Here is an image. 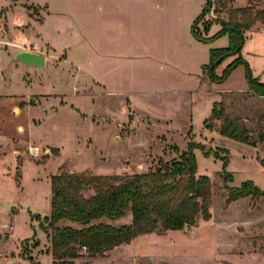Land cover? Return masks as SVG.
Returning a JSON list of instances; mask_svg holds the SVG:
<instances>
[{"label":"rangeland","instance_id":"rangeland-1","mask_svg":"<svg viewBox=\"0 0 264 264\" xmlns=\"http://www.w3.org/2000/svg\"><path fill=\"white\" fill-rule=\"evenodd\" d=\"M205 3L0 0V264H51L40 221L50 214L52 175L147 172L190 143L197 174L211 180L209 218L138 236L103 256L82 252L75 263L264 264V195L226 201L227 188L245 181L264 191V139L257 137L264 96L249 90L247 76L249 69L264 83V26L244 34L247 67L217 80L205 66L210 49L229 45L228 34L214 36L220 25L212 21L226 16L211 0L193 27ZM16 43L55 55L41 67L27 65L16 58ZM18 101L19 114L11 109ZM214 102L245 124L255 144L204 126ZM129 214L111 223L128 224Z\"/></svg>","mask_w":264,"mask_h":264},{"label":"trees","instance_id":"trees-1","mask_svg":"<svg viewBox=\"0 0 264 264\" xmlns=\"http://www.w3.org/2000/svg\"><path fill=\"white\" fill-rule=\"evenodd\" d=\"M224 18L212 21L220 25L214 36L228 34L229 45L209 51V63L205 68L217 80L224 79L237 65L247 62L241 56L244 34L255 23L264 24V8L251 2L243 7H226V0H218ZM211 0L195 19L193 27L202 22L210 10ZM225 8V10H224ZM219 13L218 9H213ZM207 23L204 30H207ZM195 33V32H194ZM201 40L207 38L195 33ZM236 57L226 66L222 75L214 74L216 66L226 57ZM249 90L264 96V83L253 77L247 69ZM204 126L236 141L255 144L245 124L236 117L228 116L220 103L214 102ZM263 140V133H258ZM195 144H188L178 158L159 161L151 171L132 174L95 175L60 171L50 178V214L40 221L46 235L51 264H76L75 258L82 252L90 257L103 256L106 251L129 244L134 238L152 232L181 230L193 224L198 215L208 219L212 197L211 180L197 174L192 152ZM218 155L217 152H215ZM226 162L227 157L221 156ZM224 182L229 174L224 175ZM224 187L227 188L226 184ZM88 189L89 195L83 192ZM228 203L246 196L264 195L250 181L240 187L227 188ZM130 214L128 224L114 225L111 221ZM66 222V223H64ZM83 247L85 250L83 251Z\"/></svg>","mask_w":264,"mask_h":264},{"label":"crops","instance_id":"crops-1","mask_svg":"<svg viewBox=\"0 0 264 264\" xmlns=\"http://www.w3.org/2000/svg\"><path fill=\"white\" fill-rule=\"evenodd\" d=\"M234 1H235V5L232 4L233 7H243V6H246L247 4H249V2H250V0H246V3L244 5H240L239 2H238V0H234ZM261 1H259V3H260L259 5L258 4H255L257 8H263L261 6ZM263 26H264V24H261V23L257 22V23H255V25L249 31H251L253 34L258 33L262 29ZM249 31H247V32H249ZM16 45H18V46L21 47L20 51H22V50H24V51H30V52L38 53V54L42 55L44 57V63H45L46 57H48V56H51L52 57V56L55 55V54H51V52L48 53V52L43 51V49L40 48V47L26 46V45L23 46V44H21V43H16ZM18 104H19V101L17 103L13 104V106L11 108L12 111H15V109H17L18 110V113L17 114H19L21 112L20 106ZM214 129H215V131H217L216 128H214ZM0 234H1V237H0V241H1V238H2L3 233L0 231ZM115 248H118V246L115 247ZM46 249L44 250L45 252H47Z\"/></svg>","mask_w":264,"mask_h":264},{"label":"water","instance_id":"water-1","mask_svg":"<svg viewBox=\"0 0 264 264\" xmlns=\"http://www.w3.org/2000/svg\"><path fill=\"white\" fill-rule=\"evenodd\" d=\"M16 58L18 59V61H21L28 65H35L40 67L44 65V57L38 53H33L30 51H20L19 53H17Z\"/></svg>","mask_w":264,"mask_h":264},{"label":"built area","instance_id":"built-area-1","mask_svg":"<svg viewBox=\"0 0 264 264\" xmlns=\"http://www.w3.org/2000/svg\"><path fill=\"white\" fill-rule=\"evenodd\" d=\"M85 250V248L83 247V251Z\"/></svg>","mask_w":264,"mask_h":264}]
</instances>
